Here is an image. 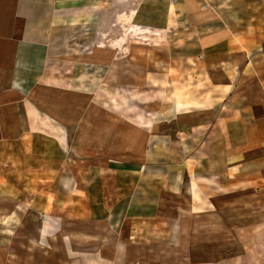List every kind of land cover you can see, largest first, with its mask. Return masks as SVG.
<instances>
[{"label": "crops", "instance_id": "obj_1", "mask_svg": "<svg viewBox=\"0 0 264 264\" xmlns=\"http://www.w3.org/2000/svg\"><path fill=\"white\" fill-rule=\"evenodd\" d=\"M223 1L0 0V264L222 263L209 189L264 181V28ZM166 135L187 182L122 200Z\"/></svg>", "mask_w": 264, "mask_h": 264}, {"label": "rangeland", "instance_id": "obj_2", "mask_svg": "<svg viewBox=\"0 0 264 264\" xmlns=\"http://www.w3.org/2000/svg\"><path fill=\"white\" fill-rule=\"evenodd\" d=\"M223 2L226 4L227 11L235 14L240 12V20L246 23L242 27L247 24H256L260 29L264 28V0H242V2L225 0ZM261 35L264 39V32L258 36ZM69 38L73 40L72 37ZM72 40H64L61 44L59 40L50 42V51L59 56L74 55L77 45H74ZM169 126L170 124L166 122L165 127L162 128L164 134L169 132L174 134V129ZM167 136L163 138L165 139L163 143L155 142L149 147L150 159L145 164L147 170L151 171H147L148 173L141 176V179L140 174H131L127 178L120 179L118 188L121 189L119 195L122 200L135 198L145 201L150 197L155 199L158 187L163 182L168 183L170 179L177 185L187 182V175L181 172L187 166L184 162L185 153L175 151L177 157H174L173 151L170 156V150L174 146L170 145ZM165 176L168 179L164 178ZM53 178L50 177V179ZM108 182H110L109 179H107ZM49 183L52 185L50 180ZM32 187L37 188L35 182L32 183ZM212 189L210 188L207 193L209 206L202 211L207 212L210 221L205 245L211 253L215 254L214 258L220 260L222 262L220 264H264V181L258 178L256 188L250 191L241 188L237 192H225V199L221 201L219 199L224 193ZM62 192L59 190L56 194H62Z\"/></svg>", "mask_w": 264, "mask_h": 264}]
</instances>
